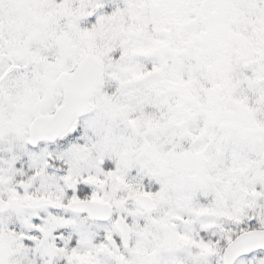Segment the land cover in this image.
I'll list each match as a JSON object with an SVG mask.
<instances>
[{
  "label": "snow or ice",
  "instance_id": "6c2138e0",
  "mask_svg": "<svg viewBox=\"0 0 264 264\" xmlns=\"http://www.w3.org/2000/svg\"><path fill=\"white\" fill-rule=\"evenodd\" d=\"M0 264H264V0H0Z\"/></svg>",
  "mask_w": 264,
  "mask_h": 264
}]
</instances>
